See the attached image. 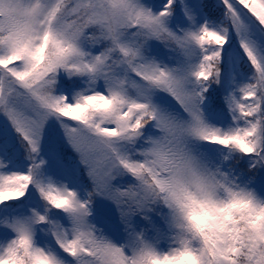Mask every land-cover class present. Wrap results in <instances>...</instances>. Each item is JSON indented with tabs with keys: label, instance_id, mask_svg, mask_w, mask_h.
<instances>
[{
	"label": "snow or ice",
	"instance_id": "snow-or-ice-1",
	"mask_svg": "<svg viewBox=\"0 0 264 264\" xmlns=\"http://www.w3.org/2000/svg\"><path fill=\"white\" fill-rule=\"evenodd\" d=\"M0 264H264V0H0Z\"/></svg>",
	"mask_w": 264,
	"mask_h": 264
}]
</instances>
